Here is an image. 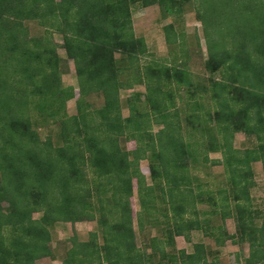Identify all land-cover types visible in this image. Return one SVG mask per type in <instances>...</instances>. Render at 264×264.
<instances>
[{
	"label": "trees",
	"instance_id": "16d2710c",
	"mask_svg": "<svg viewBox=\"0 0 264 264\" xmlns=\"http://www.w3.org/2000/svg\"><path fill=\"white\" fill-rule=\"evenodd\" d=\"M191 1L0 0V264L52 258L50 229L85 221L97 229L84 241L72 236L62 264H221L219 252L203 242L194 243L191 253L176 249L175 239L191 243L192 231L218 248L227 241L247 244L243 264H264V210L253 208L250 194L253 163H261L264 173V1L198 0L205 8L200 18L205 67L211 75L220 73L210 82L218 110L190 117L192 133L207 141L201 144L204 162L208 150L222 153L218 162L227 187L216 193L204 191L189 174L187 159L198 163V150L183 140L180 122L170 120L172 95L161 92L171 84L198 86L174 65L150 63L141 72L147 45L133 29L134 7L158 6L161 16H179ZM210 1L216 7L209 8ZM27 21H36L47 35L30 37ZM172 28H164L168 43L176 40ZM48 30L62 36L73 61L77 98L74 88L62 87L60 58ZM123 74L128 81L121 80ZM144 82L151 114L139 113L129 100L130 114L123 118L120 91ZM91 94L103 98L100 108H90ZM74 99L76 114L67 115L66 103ZM31 110L59 123L56 142L39 138ZM151 123L162 125L155 135ZM236 133L255 137L257 145L235 149ZM121 138L132 139L136 148H123ZM142 160L148 161L151 185L141 172ZM135 191L139 210L134 213ZM197 204L211 208L199 212ZM35 213L42 216L34 219ZM216 215L222 222L232 218L235 232L213 224ZM134 216L140 230L145 223L159 227L149 254L136 244Z\"/></svg>",
	"mask_w": 264,
	"mask_h": 264
},
{
	"label": "rangeland",
	"instance_id": "374dc122",
	"mask_svg": "<svg viewBox=\"0 0 264 264\" xmlns=\"http://www.w3.org/2000/svg\"><path fill=\"white\" fill-rule=\"evenodd\" d=\"M215 1V0H214ZM210 1L208 7H216V3ZM246 1V0H244ZM264 1V0H263ZM228 2V0H224ZM237 1L234 2L236 5ZM241 3V0H240ZM204 5L198 0L189 2L183 8L181 15H167L161 16L158 6H151L148 8L134 7L132 11V21L134 33L137 37H142L147 45V54L140 57L139 66L141 72L145 65L154 64H167L174 65L183 69L192 85L197 89L189 88L187 86H180L171 84L167 87H162L161 92L169 93L172 95L174 109H171L173 116L170 118L172 121H178L182 125V137L183 140L191 143L192 148L197 151L198 163L194 164L191 160L189 162V174L192 177H197L199 182L203 184V190H210L216 193L220 188L227 187V178L224 173V168L218 161L222 159V153L219 151L206 152L207 161L204 162V149L201 148L202 143H206L205 138H201L199 132L192 133V126L195 122L190 115L195 114L199 118L204 117L205 112L213 114L218 110V106L215 100L212 98V88L210 82L220 79V73L216 72L211 75L205 67V62L208 58L206 40L204 37V25L200 20ZM221 13V12H220ZM167 25L173 26V33L176 36V40L173 43H168L166 39L165 27ZM25 27L28 30L30 37H44L47 35L46 29L39 25L36 21L25 22ZM48 36L51 37L52 45L55 48L57 55L60 58V73L61 84L63 88L72 87L75 89L76 98L78 97L77 79L73 61L68 59L65 50L63 48V38L61 35L54 31L48 30ZM223 41V40H222ZM225 41V40H224ZM229 49L233 50L231 42L227 40ZM118 57V56H117ZM121 80H127V74L121 76ZM148 89L146 83L134 84L131 87H126L120 91V103H121V116L126 118L129 116V100L134 102L137 111L141 114L145 113L150 115L152 112L151 106L147 101ZM90 108L92 110L98 109L103 105V98L96 94H91L86 98ZM168 103V102H167ZM168 105V104H167ZM200 106V109L194 106ZM197 108V109H196ZM65 113L67 115L76 114V101L70 100L66 103ZM31 121L33 128L37 131L41 140H45L50 137L53 142H56L59 134V123L52 120L45 121L35 114L34 110L30 111ZM176 115V116H174ZM152 120V118L150 119ZM213 125V124H211ZM162 125L151 123L149 131L152 135H155ZM214 128V127H213ZM218 141L221 138L216 134ZM145 141V139H143ZM147 141V139H146ZM196 143L197 146H193ZM121 145L128 151H132L136 148V142L132 139L121 138ZM232 145L235 149L241 151L245 149L254 148L257 145L255 137L245 136L243 133H236L233 136ZM196 147V148H195ZM141 172L145 176L147 185L152 184V180L149 172V164L147 160L139 162ZM253 179L255 186L251 188L250 194L252 198V206L258 210H264V173L261 163H253L252 165ZM88 178H92V174L88 171ZM110 196V193H108ZM131 205L134 213L139 210V202L136 191L131 198ZM5 207L6 204L4 203ZM208 204H197V211H208L210 209ZM42 213L33 214L34 219H39ZM200 218H202L200 216ZM159 221L162 218H157ZM213 224H223L226 230L233 234L235 232V222L232 218L223 220L220 215H216L213 218ZM157 225V224H156ZM153 227L150 224L145 223L140 230L136 218L134 216L133 228L135 232L136 244L139 248L149 254L152 250L150 248V241L154 237H160L159 227ZM97 229L95 222H77L72 223H58L50 229L51 242L49 243L52 249V258H42L36 261V264H62L66 250L70 247L68 240L76 235L80 241H84L88 238V233ZM196 242H203L209 248L215 249L219 252V262L221 264H243L245 258L249 255V247L247 244L236 245L230 241H227L222 247H215L214 242L211 239L204 238L201 232H191V243L186 242L182 237L175 239V245L177 250H185L188 253L193 251V244Z\"/></svg>",
	"mask_w": 264,
	"mask_h": 264
},
{
	"label": "crops",
	"instance_id": "0c3cea01",
	"mask_svg": "<svg viewBox=\"0 0 264 264\" xmlns=\"http://www.w3.org/2000/svg\"><path fill=\"white\" fill-rule=\"evenodd\" d=\"M188 253V252H187Z\"/></svg>",
	"mask_w": 264,
	"mask_h": 264
}]
</instances>
